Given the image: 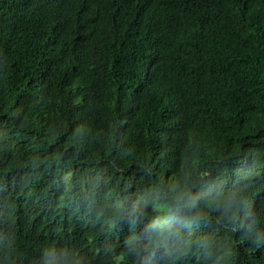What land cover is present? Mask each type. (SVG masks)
Segmentation results:
<instances>
[{
  "label": "trees",
  "instance_id": "1",
  "mask_svg": "<svg viewBox=\"0 0 264 264\" xmlns=\"http://www.w3.org/2000/svg\"><path fill=\"white\" fill-rule=\"evenodd\" d=\"M0 264H264V0H0Z\"/></svg>",
  "mask_w": 264,
  "mask_h": 264
}]
</instances>
